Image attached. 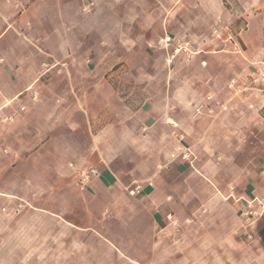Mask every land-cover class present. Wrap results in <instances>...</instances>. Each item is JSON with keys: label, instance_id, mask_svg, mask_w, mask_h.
<instances>
[{"label": "crops", "instance_id": "1", "mask_svg": "<svg viewBox=\"0 0 264 264\" xmlns=\"http://www.w3.org/2000/svg\"><path fill=\"white\" fill-rule=\"evenodd\" d=\"M140 1L0 0V241L41 210L113 264H264V208L241 215L264 196V93L229 87L264 62V2L233 28L241 53L184 76L168 39L148 51L166 22Z\"/></svg>", "mask_w": 264, "mask_h": 264}, {"label": "rangeland", "instance_id": "2", "mask_svg": "<svg viewBox=\"0 0 264 264\" xmlns=\"http://www.w3.org/2000/svg\"><path fill=\"white\" fill-rule=\"evenodd\" d=\"M248 1L142 0L133 3L131 10L144 9L150 14L147 21L152 25L166 22L160 34L149 31L139 35L152 54L161 47L162 39H168L171 51L166 63L174 68L177 61V73L185 76L189 73L187 65L198 52L206 57L219 50L233 51L228 37L241 21L247 23ZM262 2L264 0L255 3ZM256 6L253 3L251 11H260ZM139 35L131 34V38ZM216 84L221 85L219 82ZM195 90L200 89L195 87ZM17 221L16 232L11 235L6 232L0 241V264H113L97 238L75 230L51 211H23L17 215Z\"/></svg>", "mask_w": 264, "mask_h": 264}, {"label": "built area", "instance_id": "3", "mask_svg": "<svg viewBox=\"0 0 264 264\" xmlns=\"http://www.w3.org/2000/svg\"><path fill=\"white\" fill-rule=\"evenodd\" d=\"M3 18L2 12L0 10V20ZM228 41L233 45V51L237 53H241V47L237 41L234 40V37L231 35L228 37ZM177 52V51H176ZM174 58V56H172ZM171 61V60H168ZM258 65L257 72L254 78L249 82V84L245 85L243 88L238 89L237 87V81L232 80L229 87L233 90H236V92L241 93L247 90H255L258 92L264 93V62L256 63ZM33 100H38V93L33 92ZM26 107L22 106L21 111H25ZM202 109V106L200 107ZM199 109V110H200ZM5 121V119H3ZM183 158H187L186 154H183ZM98 173L95 169H90L87 171H83L81 173L80 177V184L85 185L89 180L91 176H96ZM259 206L261 208H264V196L261 199H255L251 202H248L245 207L242 210V217L245 220L246 223L252 224L255 217L258 215V211L255 208V206Z\"/></svg>", "mask_w": 264, "mask_h": 264}]
</instances>
